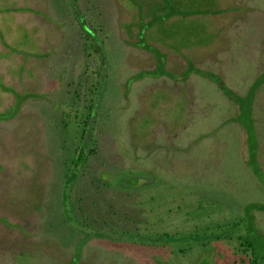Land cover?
I'll return each instance as SVG.
<instances>
[{"label":"rangeland","instance_id":"374dc122","mask_svg":"<svg viewBox=\"0 0 264 264\" xmlns=\"http://www.w3.org/2000/svg\"><path fill=\"white\" fill-rule=\"evenodd\" d=\"M232 1L222 40L197 53L196 63L244 93L264 69V0ZM76 2L103 44L102 81L100 54L83 37L72 0H0V110L13 101L3 86L38 94L0 119V256L42 247L45 256L34 264H255L234 237L203 234L199 242L191 235L264 200V186L244 162L249 149L237 104L196 73L185 80L145 75L126 89L129 76L154 64L150 53L123 40L118 0ZM182 64V55L169 54L170 69ZM5 67L27 79L13 80ZM252 114L264 169V82ZM89 118L90 150L75 163ZM73 166L77 175L66 182ZM130 174L136 177L127 180ZM81 208L119 230L171 240H110L89 231L76 259L75 244L88 232ZM255 219L264 230V210Z\"/></svg>","mask_w":264,"mask_h":264},{"label":"trees","instance_id":"16d2710c","mask_svg":"<svg viewBox=\"0 0 264 264\" xmlns=\"http://www.w3.org/2000/svg\"><path fill=\"white\" fill-rule=\"evenodd\" d=\"M232 0H118L120 9L119 29L123 40L137 48L147 50L154 64L149 68L140 69L129 78L125 84L126 89L133 79L141 78L145 75L158 77L161 75L168 76L175 80H185L190 74L196 73L204 76L217 83L221 91L238 106V116L242 130L243 150L249 153L244 162L252 169L253 174L264 186V169L260 164L257 154L259 144L257 130L254 124L252 114V105L255 94L259 86L264 82V69L258 73L252 80V84L244 93H239L229 86L221 74L208 68H204L196 63L197 53H202L218 46L222 40V34L225 29V21L228 14L233 10ZM74 19L83 33L85 40L90 41L89 48H95L100 54V79L105 78L104 64L105 55L103 44L98 35V29L89 23L85 12L80 8L76 0H72ZM178 53L183 56V64L180 71L170 69L168 65L169 54ZM4 58V57H3ZM3 74L11 76L13 80L19 82L27 78H16L15 73L9 69L3 71ZM24 79V80H23ZM21 89L3 86V90L12 91L13 101L9 106L0 110V119H8L15 115L28 97L36 96L33 91L27 90L24 86ZM96 100H100L102 86L96 88ZM95 100V101H96ZM1 101V100H0ZM95 102L92 103L91 114L94 112ZM237 116V120H238ZM90 118L86 121L82 132V150L78 153L75 163H84L87 159L88 152L85 150L91 141L92 123ZM24 159L25 164L26 157ZM4 161L3 155L0 156V162ZM76 166V165H75ZM73 166L66 174V182L70 181L73 176L77 175V168ZM136 177V174H130L126 177ZM126 180V181H127ZM65 198V196H64ZM92 207V208H91ZM89 208L93 209L94 204ZM87 208H81L85 221L83 226L88 230L84 232L82 238L75 244L74 257L79 258L82 245L89 238L91 233L96 236L104 237L110 240L129 239L138 242H163L170 241L169 233H159L142 235L137 232L118 229L114 222L106 221L93 214H89ZM264 210V200L247 201L242 207V215L237 219H229L223 223H216L213 230L202 233H192V239L201 242L202 235L215 234L220 238H235L240 250L246 252L248 261L255 264H264V230L261 229L255 219V211ZM96 211L98 209L96 208ZM98 213V212H97ZM0 219L6 221L4 217ZM102 226L104 229H102ZM106 228V229H105ZM26 257L23 261L28 264L38 263L41 257L45 256L44 248L37 247L32 250H19L13 252V248L8 251L7 255L0 256V264H20L16 256ZM76 263V260L74 261ZM71 258L66 264H72ZM73 263V264H75Z\"/></svg>","mask_w":264,"mask_h":264}]
</instances>
